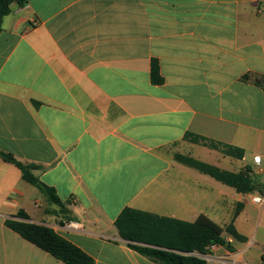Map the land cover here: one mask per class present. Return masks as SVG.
<instances>
[{
  "label": "crops",
  "instance_id": "obj_1",
  "mask_svg": "<svg viewBox=\"0 0 264 264\" xmlns=\"http://www.w3.org/2000/svg\"><path fill=\"white\" fill-rule=\"evenodd\" d=\"M11 8L0 34V151L37 165L35 176L67 213L0 158V264H65L7 228L20 211L95 264H157L119 235L126 208L232 224L246 242L225 233L233 251L196 255L208 264H264V206L253 202L264 196V87L255 82L264 78V5L30 0ZM154 61L161 84L152 80ZM177 155L231 173L250 167L257 189L239 193Z\"/></svg>",
  "mask_w": 264,
  "mask_h": 264
},
{
  "label": "trees",
  "instance_id": "obj_2",
  "mask_svg": "<svg viewBox=\"0 0 264 264\" xmlns=\"http://www.w3.org/2000/svg\"><path fill=\"white\" fill-rule=\"evenodd\" d=\"M29 1L0 0V34L3 20L11 13L12 5L16 3L24 7ZM152 80L155 84L163 83L157 61H154L152 65ZM255 82L264 87L263 77L255 78ZM185 139L219 150L237 159L244 157V151L240 148L215 142L192 133H187ZM0 158L17 167L22 172L23 179L37 187L47 197L51 205L57 206L61 213H67L56 190L43 184L35 176L34 172L38 169L37 165L25 164L17 160L14 155L1 151ZM177 160L235 188L239 193L250 194L257 189L250 175L252 172L250 167L240 173H231L190 157L177 155ZM29 220V216L24 211H20L17 216L7 219L5 225L23 239L65 264H95L92 257L58 235L52 228L33 224ZM115 226L121 238L127 241L132 249L157 264H208L205 259L196 254L205 255L212 246H223L230 251L234 250L232 244L227 241L225 233L238 242H246L247 240L236 231L234 225L231 224L223 229L205 216H201L194 223H188L132 208H126L119 215Z\"/></svg>",
  "mask_w": 264,
  "mask_h": 264
},
{
  "label": "built area",
  "instance_id": "obj_3",
  "mask_svg": "<svg viewBox=\"0 0 264 264\" xmlns=\"http://www.w3.org/2000/svg\"><path fill=\"white\" fill-rule=\"evenodd\" d=\"M247 1L254 2L260 6L264 5V0H247ZM261 161H262V157L260 155H257L254 157V162L256 164L260 165ZM253 202L257 205L264 206V196L254 197ZM68 226L71 228H77L78 227V225L75 222H69Z\"/></svg>",
  "mask_w": 264,
  "mask_h": 264
},
{
  "label": "rangeland",
  "instance_id": "obj_4",
  "mask_svg": "<svg viewBox=\"0 0 264 264\" xmlns=\"http://www.w3.org/2000/svg\"><path fill=\"white\" fill-rule=\"evenodd\" d=\"M251 211L254 213V215L258 214V210L253 206H251Z\"/></svg>",
  "mask_w": 264,
  "mask_h": 264
}]
</instances>
